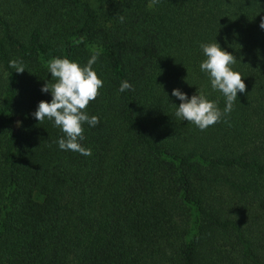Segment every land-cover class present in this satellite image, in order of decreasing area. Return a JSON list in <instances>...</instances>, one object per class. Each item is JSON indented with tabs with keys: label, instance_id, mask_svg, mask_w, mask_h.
Segmentation results:
<instances>
[{
	"label": "trees",
	"instance_id": "16d2710c",
	"mask_svg": "<svg viewBox=\"0 0 264 264\" xmlns=\"http://www.w3.org/2000/svg\"><path fill=\"white\" fill-rule=\"evenodd\" d=\"M262 16L264 0H0V264H264ZM214 40L245 92L201 131L171 91L223 110L199 70ZM92 54L103 86L83 156L30 113L51 99V58Z\"/></svg>",
	"mask_w": 264,
	"mask_h": 264
},
{
	"label": "clouds",
	"instance_id": "9594fccd",
	"mask_svg": "<svg viewBox=\"0 0 264 264\" xmlns=\"http://www.w3.org/2000/svg\"><path fill=\"white\" fill-rule=\"evenodd\" d=\"M158 0H151L155 5ZM123 21V17H120ZM258 27L264 31V16L260 18ZM203 59L199 63V70L206 74L212 91L219 92L224 98L221 110L215 100L208 98L204 90H197L191 96L179 88L171 91V96L179 101L174 115L181 121L190 122L199 130L221 121L233 108L237 100V93L245 92V83L238 71L232 65L236 63L234 56L225 51L215 42H201L198 45ZM97 55L92 54L84 65L75 60L64 57H53L47 63V72L53 82L45 81L40 87L41 94L50 95L49 101H39L35 110L30 113L38 123L48 120L53 127L59 128L63 134L56 141L61 151H72L83 156L91 155V149L82 146L84 128L95 127L98 123L96 115H89L85 109L90 101L98 95V89L103 81L98 78L93 65L97 62ZM8 67L19 74L25 72V66L18 59H10ZM132 85L122 80L117 89L118 93L131 90ZM19 124V122H17Z\"/></svg>",
	"mask_w": 264,
	"mask_h": 264
},
{
	"label": "rangeland",
	"instance_id": "374dc122",
	"mask_svg": "<svg viewBox=\"0 0 264 264\" xmlns=\"http://www.w3.org/2000/svg\"><path fill=\"white\" fill-rule=\"evenodd\" d=\"M89 2L91 5H96L98 0H85Z\"/></svg>",
	"mask_w": 264,
	"mask_h": 264
}]
</instances>
